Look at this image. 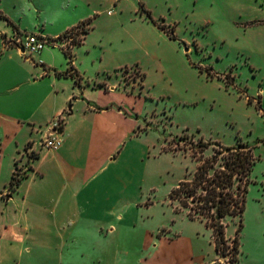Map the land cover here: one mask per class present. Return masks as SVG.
Listing matches in <instances>:
<instances>
[{
    "label": "rangeland",
    "instance_id": "1",
    "mask_svg": "<svg viewBox=\"0 0 264 264\" xmlns=\"http://www.w3.org/2000/svg\"><path fill=\"white\" fill-rule=\"evenodd\" d=\"M18 22L55 38L50 59L58 68H66L69 51L91 82L125 75L126 103L139 112L138 152L99 176L124 187L111 199H119L114 211L110 203L80 206L60 234L6 237L2 227L13 207L19 230L24 222L21 207L0 203V264H238L232 240L240 217L222 219L228 240L219 254L211 220L190 218L171 192L193 180L202 161L239 143L255 158L240 264H251L255 235L264 252V0H0V23L13 28ZM11 134L0 136V182L15 146ZM27 164H17L15 179L26 175Z\"/></svg>",
    "mask_w": 264,
    "mask_h": 264
},
{
    "label": "crops",
    "instance_id": "2",
    "mask_svg": "<svg viewBox=\"0 0 264 264\" xmlns=\"http://www.w3.org/2000/svg\"><path fill=\"white\" fill-rule=\"evenodd\" d=\"M15 23L13 28L0 23V136L3 130L11 132L15 143L7 175L0 182L4 187L0 189V203L21 207L24 234L19 232L15 219L18 209L14 207L9 213V227L5 225L2 229L6 237L32 239L40 233L60 234L61 225L70 217L76 218L80 206L110 203L109 213L114 211L119 199L112 202L111 199L124 187L102 182L99 176L107 165H121L125 157L137 155L139 112L126 103L122 90L128 84L125 75L91 82L73 59V71L79 80L75 82L74 77L65 74L69 60L66 68L56 67L51 62L49 46L31 58L14 46L4 45L3 32L26 31L21 22L18 26ZM43 34L50 36L47 32ZM60 113L65 114L62 144L55 149L40 148L38 141L52 132L49 121ZM29 152L35 153L33 158ZM27 161L26 175L12 190L9 184L17 164L21 166ZM122 215L120 211L116 214L121 218ZM110 227L113 234L115 225L110 223ZM31 243L45 251L50 249L47 242ZM261 243L256 235L250 240L251 264H264ZM240 255L241 249L238 264Z\"/></svg>",
    "mask_w": 264,
    "mask_h": 264
},
{
    "label": "trees",
    "instance_id": "3",
    "mask_svg": "<svg viewBox=\"0 0 264 264\" xmlns=\"http://www.w3.org/2000/svg\"><path fill=\"white\" fill-rule=\"evenodd\" d=\"M161 27L163 28L162 25ZM89 30L86 29L84 33H88ZM65 55L70 62L65 74L74 77L75 82H78V75L72 70V53L66 51ZM201 145L203 151L208 147V143ZM217 164H219L218 167ZM254 164L255 158L249 145L239 143L235 146H225L210 159L204 160L198 165L193 180L180 181L171 192V198L179 199L182 206L189 209L190 218L197 219L200 215L201 220H204V217L211 220L210 225L207 224L213 230L215 249L219 254H224L221 246H225L227 243L225 225L222 219L228 215L240 217L236 235L232 240V259L234 262L239 261V232L243 226L242 214L245 209L248 177ZM213 169L214 171L210 173ZM23 177L15 179L13 175L9 188L14 190ZM199 188L202 189L200 193L197 191ZM189 198L201 204V211L190 205Z\"/></svg>",
    "mask_w": 264,
    "mask_h": 264
},
{
    "label": "built area",
    "instance_id": "4",
    "mask_svg": "<svg viewBox=\"0 0 264 264\" xmlns=\"http://www.w3.org/2000/svg\"><path fill=\"white\" fill-rule=\"evenodd\" d=\"M2 34L4 45L14 46L21 51L23 55L31 58H34L35 55L41 53V51L46 47L56 45L57 42L55 38H50L40 32H27L19 29H13L10 33L3 32ZM71 37L69 38V42L72 40ZM21 48H23V51ZM64 119L65 114L60 113L49 121L52 132L38 141L40 148L55 149L62 144Z\"/></svg>",
    "mask_w": 264,
    "mask_h": 264
},
{
    "label": "water",
    "instance_id": "5",
    "mask_svg": "<svg viewBox=\"0 0 264 264\" xmlns=\"http://www.w3.org/2000/svg\"><path fill=\"white\" fill-rule=\"evenodd\" d=\"M21 50L23 51V48H21Z\"/></svg>",
    "mask_w": 264,
    "mask_h": 264
}]
</instances>
